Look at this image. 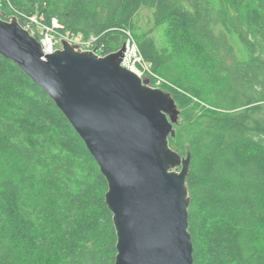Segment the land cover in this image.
<instances>
[{
	"label": "trees",
	"instance_id": "obj_1",
	"mask_svg": "<svg viewBox=\"0 0 264 264\" xmlns=\"http://www.w3.org/2000/svg\"><path fill=\"white\" fill-rule=\"evenodd\" d=\"M100 55L134 36L181 110L194 264H264V0H0ZM147 29L140 25L141 18ZM37 39L38 37L35 36ZM0 264H115L108 182L50 96L0 55Z\"/></svg>",
	"mask_w": 264,
	"mask_h": 264
},
{
	"label": "water",
	"instance_id": "obj_2",
	"mask_svg": "<svg viewBox=\"0 0 264 264\" xmlns=\"http://www.w3.org/2000/svg\"><path fill=\"white\" fill-rule=\"evenodd\" d=\"M126 43L101 56L62 40L46 55L19 22L2 18L0 55L42 88L86 144L108 182L115 264H194L187 187L191 153L170 146L181 110L170 91L122 66Z\"/></svg>",
	"mask_w": 264,
	"mask_h": 264
},
{
	"label": "built area",
	"instance_id": "obj_3",
	"mask_svg": "<svg viewBox=\"0 0 264 264\" xmlns=\"http://www.w3.org/2000/svg\"><path fill=\"white\" fill-rule=\"evenodd\" d=\"M23 26V25H22ZM34 37H38L43 52L46 55L54 53L62 48V40H67L71 44L78 45L83 51H92L94 49L93 39L83 40L71 33H63V25L57 19H53L51 25H45L42 18L29 16L24 20V26ZM126 33V52L122 61V66L133 72L139 78L150 81L152 87L158 86L163 82L151 69V65L142 56L139 46L130 31ZM97 54H99L97 52ZM100 55V54H99ZM103 56V55H101Z\"/></svg>",
	"mask_w": 264,
	"mask_h": 264
},
{
	"label": "rangeland",
	"instance_id": "obj_4",
	"mask_svg": "<svg viewBox=\"0 0 264 264\" xmlns=\"http://www.w3.org/2000/svg\"><path fill=\"white\" fill-rule=\"evenodd\" d=\"M0 4H1V3H0ZM140 25L143 27V29H145V30L147 29V22H146V19H144V17L141 18ZM155 88H160V89H163V90L168 91V87L165 86V84H163V82L160 83V84H159L158 86H156ZM6 164H7V161H6L4 158H2V157L0 156V181H1L3 178H5L6 176L10 175L11 170H13V167H11L10 171H7V170L5 169Z\"/></svg>",
	"mask_w": 264,
	"mask_h": 264
}]
</instances>
